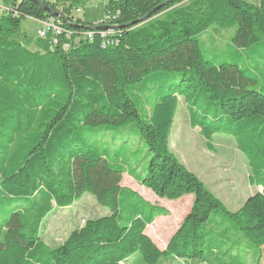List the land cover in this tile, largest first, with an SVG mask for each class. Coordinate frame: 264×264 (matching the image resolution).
Returning <instances> with one entry per match:
<instances>
[{
    "label": "trees",
    "instance_id": "1",
    "mask_svg": "<svg viewBox=\"0 0 264 264\" xmlns=\"http://www.w3.org/2000/svg\"><path fill=\"white\" fill-rule=\"evenodd\" d=\"M83 2L14 0L0 17V264H245L240 237L264 246V94L246 89L255 80L237 65L206 61L197 37L235 27L232 46L259 44L264 0H116L91 42L68 51L41 39L34 51L22 44L24 18L59 14L67 30L92 27L72 16ZM110 28L117 44L102 47L100 31ZM180 97L207 149L215 135L232 137L249 184L262 189L234 214L170 153ZM130 123L149 155L144 175L131 173L135 181L160 199L193 196L164 250L145 230L169 212L121 185L128 166L119 151L84 137L88 128ZM87 193L108 214L55 248L45 244L44 220Z\"/></svg>",
    "mask_w": 264,
    "mask_h": 264
},
{
    "label": "rangeland",
    "instance_id": "2",
    "mask_svg": "<svg viewBox=\"0 0 264 264\" xmlns=\"http://www.w3.org/2000/svg\"><path fill=\"white\" fill-rule=\"evenodd\" d=\"M116 0H84L78 7L81 13L75 14L84 24L93 25L103 22L106 7ZM257 6L259 0H245ZM14 0H0V7L12 6ZM40 25L30 18H24L19 25L22 44L30 51L36 50L37 32ZM235 27L212 28L197 37L201 52L206 61L218 65L228 63L237 65L247 79L246 89L264 94V41L246 48L244 51L232 46L230 39ZM251 72L252 74H250ZM185 98L180 97L177 112L169 138L170 153L190 173L195 175L207 190L231 214L236 213L244 202L262 189L249 184L250 170L243 154L238 150L235 140L226 135H215L213 150L209 151L198 128L189 124ZM89 143L109 146L119 151L127 160V173L122 176L121 185L135 191L153 206L166 209V217L155 220L145 233L154 244L163 250L169 238L177 231L184 218L191 210L193 196H184L175 201L160 199L150 190L139 185L131 176L132 172L144 175L149 155L147 147L141 140L135 123L122 126L100 125L88 128L84 135ZM130 173V174H128ZM109 210L99 205L90 194H84L72 207L55 209L43 222L41 238L45 244L55 248L61 245L75 229L84 225L86 220L107 215ZM240 255L245 264H264V246L251 245L240 237ZM250 247V248H248ZM247 255V257H246ZM161 264H185L181 259L172 257L164 259ZM189 264H199L191 262Z\"/></svg>",
    "mask_w": 264,
    "mask_h": 264
},
{
    "label": "built area",
    "instance_id": "3",
    "mask_svg": "<svg viewBox=\"0 0 264 264\" xmlns=\"http://www.w3.org/2000/svg\"><path fill=\"white\" fill-rule=\"evenodd\" d=\"M54 1V0H49ZM9 11L8 7H0V17ZM81 13L80 9H76L72 12L74 19H77L74 15ZM61 15L57 14L55 17L44 21H36L40 25L37 32L38 39L48 41L50 49L60 48L61 50L68 51L71 48L80 46L82 43L91 42L93 39L94 31L93 29H98L99 25L93 24L92 27H84L82 31L75 33L74 31L67 30L63 27L61 22ZM73 27L75 23L73 22ZM90 28V29H88ZM75 29V28H74ZM80 27L77 26L75 30H79ZM116 30L113 28L107 29V31H100V36L103 38L102 47L116 45L117 42L114 39Z\"/></svg>",
    "mask_w": 264,
    "mask_h": 264
},
{
    "label": "water",
    "instance_id": "4",
    "mask_svg": "<svg viewBox=\"0 0 264 264\" xmlns=\"http://www.w3.org/2000/svg\"><path fill=\"white\" fill-rule=\"evenodd\" d=\"M47 11H49V9H46ZM155 12V10H153L150 14H148L147 16H145L144 18L141 19V21H145L147 20L151 15H153ZM53 16L55 15L54 13L52 14ZM90 29V28H88Z\"/></svg>",
    "mask_w": 264,
    "mask_h": 264
},
{
    "label": "crops",
    "instance_id": "5",
    "mask_svg": "<svg viewBox=\"0 0 264 264\" xmlns=\"http://www.w3.org/2000/svg\"><path fill=\"white\" fill-rule=\"evenodd\" d=\"M74 16H76V15H74ZM78 19H79V18H78ZM37 23H38V22H37ZM156 220H157V219H156ZM146 235H147V234H146ZM148 237H149V236H148ZM171 237H172V236H171ZM171 237H170V238H171ZM149 238H150V237H149ZM170 238H169V239H170ZM168 241H169V240H168ZM166 246H167V245H166ZM163 250H164V249H163ZM127 264H128V263H127Z\"/></svg>",
    "mask_w": 264,
    "mask_h": 264
}]
</instances>
